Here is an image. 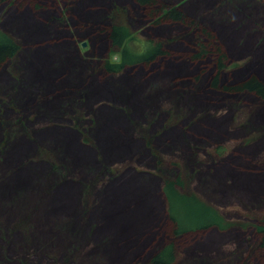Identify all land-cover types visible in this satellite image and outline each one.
<instances>
[{
	"label": "trees",
	"instance_id": "obj_1",
	"mask_svg": "<svg viewBox=\"0 0 264 264\" xmlns=\"http://www.w3.org/2000/svg\"><path fill=\"white\" fill-rule=\"evenodd\" d=\"M132 1L145 11L151 29L168 23L180 24L187 28L189 34L196 36L194 50L188 54L189 61H177L166 50L165 42L142 46L140 53L130 52L127 45L132 41L133 34L124 23L126 9L115 5L107 16L108 28L101 27L98 33L100 36L106 32L110 44L108 58L103 60L101 66L105 74L111 76L120 75L132 67L134 72L128 77H133L138 67L154 68L157 63H161L162 67L158 71L154 70L151 78L158 72L168 73L173 64L187 63V68L193 71L208 61L210 65L198 73L189 92L183 89L185 86L182 84L177 88L180 91L177 96L178 106L176 103L174 106L166 105L164 108L155 109L153 113L148 110L141 116L138 106L124 103L123 98V109L102 103H90L93 118L88 122L84 116V107L91 98L88 93L92 89L91 81L96 77L86 78L82 87L77 85L69 88V85L68 89L62 90L66 85L62 82L65 79L63 70L67 69L62 68L63 64L59 62L47 68L53 53L42 59L46 61L47 70L44 68L45 61L33 59L31 62L30 58L20 61V41L9 33L0 31V77L16 78L10 80L12 86L9 84V90L4 83L0 84V211L8 215L24 206L28 212L19 223L6 230L4 223L0 221V264H39L40 260L51 264H82L79 262V255L85 242H94L99 246L95 248L104 254L101 259L107 262L108 258L111 261L116 260L125 251V257L136 259L128 262L129 259L126 258L121 264H144L143 260L148 254L146 264H173L178 255L175 239L211 229L223 232L233 227L218 210L195 193L184 189L187 181L194 180L195 175L202 172L201 167L204 165L199 146L205 144L208 137L198 136L196 130L208 131L209 126L204 123L205 120L218 123L229 114L223 110L219 114L211 113L206 109L188 122L189 130L183 129L181 124L187 120L189 114H193L194 109L201 110L200 98L206 94L218 99H236L238 103L234 104V124L227 133L252 129L255 134L251 140L252 147L258 145L255 141H263L264 125L256 129L252 126L258 116L257 111H264V48H258L257 55L261 56L259 59H249V71L244 69L232 73L229 71V57L223 46L219 45L214 35L200 26L198 18L189 19L179 7L169 6L164 1ZM225 13L227 11L222 14ZM66 21L67 18L60 19L57 22L58 27L63 30L67 27ZM89 26L86 24L80 29L87 31ZM64 38H60V43L55 44V47L65 43ZM182 39L178 36L170 42H182ZM224 40L226 42L227 38ZM116 53L120 55L119 62H111L110 56ZM29 65L34 71L32 73L39 75L40 80L24 74ZM44 72L59 77L50 85L48 81H43ZM75 73L76 71L72 73L73 81L81 80V76L78 77L79 74ZM170 73L176 74L173 71ZM41 74L43 75L40 76ZM144 79L146 78H142V81ZM204 80L207 81L203 82ZM203 83L206 90L203 89ZM131 91L133 92L127 91L128 96ZM161 91L162 88L158 85L151 84L144 95L147 103L152 95L158 97ZM30 98H34V101L26 104ZM181 101L184 103L183 107ZM247 102H251L252 110L242 119L239 109L248 105ZM104 109L112 112L111 119L102 115L96 118V113ZM117 119H120L121 125ZM41 122L44 124L39 126ZM156 126H159L158 130L153 131ZM79 131L83 134L81 146L73 143L70 148L66 137L69 135L70 138H75ZM128 131L131 135L126 133ZM178 131L181 133L184 151L191 153L190 157L194 162L192 171L184 164L188 171L186 175L163 160L162 149L168 148L170 152H177L173 142L167 137ZM239 147L244 150L247 145L241 144ZM115 156L126 159L122 167L108 166ZM142 157L155 161L156 174H143L133 168L132 164ZM239 161L248 163L240 154L234 152L223 163L237 173L264 177V165L255 169H249L252 163H248V169L231 166L233 162ZM147 179L160 182L161 187L159 186V190L156 187L155 192L161 203L159 215L165 216L170 223L172 239L160 247L157 242L162 232L158 227H154L151 232H144L143 235L137 232L132 235V229L126 228L130 225L127 220L130 211L120 215L121 210L126 207L118 200L119 192L124 190L127 182L137 181L141 184L140 182H148ZM139 184L132 185L129 191L134 192L135 186H140ZM143 191L139 194L142 197L145 194ZM27 201L33 203L27 207ZM135 203L132 198L131 204ZM146 204L147 201L137 202L134 207L136 216H140L141 211L144 213L148 210ZM45 218L54 221L53 227H43L39 223L45 221ZM259 225V247L264 249V215ZM42 229L44 230L39 234ZM43 234L46 237L53 234V237L46 243ZM152 234L155 235L154 241L142 252V244ZM19 237L23 238L22 243L18 241ZM66 238L70 239V243L62 250L56 249L66 242ZM48 247L53 249L51 255L47 253ZM153 248L156 250L149 253ZM136 250H140V253H135ZM61 254L63 255L59 261Z\"/></svg>",
	"mask_w": 264,
	"mask_h": 264
},
{
	"label": "rangeland",
	"instance_id": "obj_2",
	"mask_svg": "<svg viewBox=\"0 0 264 264\" xmlns=\"http://www.w3.org/2000/svg\"><path fill=\"white\" fill-rule=\"evenodd\" d=\"M160 1H164L172 7H179L189 19L194 20L198 18L200 26L214 35L219 45L223 46L224 51L229 57L228 65L230 72L244 71V69L249 71V59L257 60L261 57L257 54L259 53L260 46L264 48V0ZM66 5L67 8L65 7ZM115 5L121 9H126L127 15L124 23L133 34L132 41L127 45L130 52L140 53L142 46L165 42L166 50L177 61H189L188 54L194 50L197 41L196 36L189 34L187 28L180 24L168 23L151 29V24L145 11L132 0H4L0 2V31L9 33L20 41L22 47L19 55L20 61H27L30 58L31 62L33 59L44 62L45 60H42L43 57L46 58L49 54L53 53V56L48 61L47 68H51L59 62L63 64L62 68L67 69L63 70L65 79L62 82L66 85L62 87V90L68 89L69 85V88H75L77 85L82 87V82L86 78L89 76L96 77L95 80L91 81L93 85L88 93L91 98L89 97L90 100L88 99L84 107V116L88 122L93 118L91 117L90 103H102L109 107H122L121 98H123L124 103L137 105L141 116L146 111L148 112V110L153 113L155 109L164 108L166 105L174 106L176 103L178 106L179 99H177V96L180 91L177 88L182 84L185 86L183 89H187L186 92H189L198 73L204 70L207 65H210L208 61H205L201 64V67L190 71L187 68V63L171 64L172 66L169 67L168 73L162 72L160 74L158 72L157 75L155 74L151 78L150 76L153 74V71H158L162 67L161 63H157L154 68L140 66L133 77H128L129 74L134 72L132 67H129L127 71L117 76L105 74L101 63L108 58L110 44L106 32L100 36L98 33L99 29H102L101 27L108 28L109 21L107 16ZM37 7L39 8L37 9ZM224 11H227L225 15L222 14ZM63 18H67V27L65 26L62 30L58 27L57 22ZM86 24L90 25L89 30L82 31L80 27ZM58 29L61 31H58ZM178 36L183 38L182 42H170V40ZM62 37H65L67 41L64 38L63 41L65 40V43L62 42L63 44L55 47V44L60 43L58 40ZM226 38L225 42L224 39ZM166 41L169 42L167 43ZM82 42L87 43L86 48H80ZM119 60V53L110 56L111 62H119ZM44 68L46 69V61ZM59 69L60 67L57 70ZM74 71H76L75 74H79L78 77L81 76V80L73 81L72 73ZM171 71L179 74H171ZM32 72H34L32 66L29 65L28 71H24V74H27L26 76L29 78L35 79L37 77L40 80L39 75ZM43 74L40 76L43 75V81H48L49 84L59 77L50 72H44ZM144 77L146 79L142 81ZM8 78L0 77V84L4 83L7 90H9V84L12 86L10 80L16 79L14 76L10 77V79ZM98 81L101 83L99 84ZM206 81L204 80L203 82ZM151 84L158 85L162 88V91L158 97L152 95L150 99L148 98L147 103L144 95ZM205 86L203 83L204 90H206ZM128 90H133L129 96L127 95ZM205 97L200 98L202 104L201 110L194 109L193 114H189L186 118L187 120L182 122L183 129L189 130L188 122L206 109H209L211 113L216 112L217 114L223 110V112L229 115L225 120L218 123H209L205 120L204 123L209 126L208 131L196 130L198 136L208 137L205 144L199 146L201 149L200 157L204 165L201 167L202 172L197 173L198 175H195L194 180L187 181L184 189L185 191L195 193L201 200L218 210L227 221L233 224V227L223 232L211 229L205 232L190 233L175 239L178 255L173 264H264V249L259 247L260 233L257 229L260 226L259 221L264 215V177L237 173L223 163L232 153L236 152L244 160H247L249 164L252 163L249 169H255L259 165L263 166L264 140L255 141L258 145L255 144L256 146L252 147L251 140L255 135L254 130L237 129L236 133H227L229 132V128L234 124L233 119L236 108L234 104L238 103V100L218 99L216 96L212 97L207 94ZM32 101H34V98H30L26 104H31ZM181 103L183 107V101ZM247 103L248 105H243L242 109H239V115L242 119H245L247 113L252 110L251 102ZM120 109H123V107ZM14 112L17 113L18 111ZM110 113L112 112L109 109H104L102 111L99 110L95 116L97 118L102 115L105 118L111 119ZM257 113L258 116L254 119L252 126L255 129L264 125V111L258 110ZM10 114L12 115V113ZM117 120H119L118 124L121 125L120 119ZM162 120H165V118ZM42 124L44 122L38 125L41 126ZM158 127L152 128L153 131H157ZM216 131L220 133L217 134L215 133ZM126 133L131 135L129 131ZM220 134H223V136H220ZM69 138L68 135L66 140L68 139V146L70 148L73 147V143L81 146V142L83 141L82 131H79L75 138ZM167 139L173 142V147L177 152H170L168 148L162 149L164 153L163 160L168 164L171 163L176 167V170L186 175L188 171L184 164L192 171L194 162L190 157L191 153L184 151L181 143V133L179 131L175 132L169 135ZM250 141L251 143L247 144ZM241 144L247 145V148L241 150L239 147ZM117 156L114 157V160L109 161L108 166L117 168L123 166L126 159H119ZM241 162H233L231 166L248 169V163ZM132 165L137 172L150 175L156 174L155 161H150L146 157H142L141 160ZM147 180L148 182H140L141 184L137 181L134 183L127 182L124 190L121 191L122 194L119 192L118 200L126 207L121 210L120 215H125L130 211L128 218L125 216L124 219L127 218L130 222V225L126 228L132 229L130 230L133 231L132 235L135 232L143 235L144 232H151L154 227H158L162 232L157 242L160 247L172 239L170 235V223L165 216L160 217L159 215L161 203L155 192L157 188L159 190L160 182H155L151 179ZM87 181L89 182L90 180ZM138 184L140 186H135L134 192L129 191L132 185ZM142 191L145 193L143 197L139 195ZM132 198L136 202L133 205L131 204ZM99 201L98 206L101 205V200ZM142 201H147L146 207L149 208L144 213L141 211L140 216H136L134 207H136L137 202L140 203ZM31 202L27 201L29 204L26 206L28 207ZM26 213L28 212L24 206L17 212L8 213V215H4L5 213L0 211V221L5 225L4 230L19 223L25 218ZM39 223L43 227H53L54 221L45 218V221H40ZM43 230H40L39 234ZM48 235L46 237L43 234L46 243L53 237V234ZM154 237L155 235L152 234L142 244V252L146 247L150 246L154 241ZM18 241L22 243L23 238L19 237ZM69 243L70 239L66 238V242L56 249L62 250ZM95 247L99 246L94 242L83 243L82 251L79 255L80 261H78L82 264H121L122 260L129 259L125 257V251H122V255L119 254L120 256L116 260L113 259L111 261L108 258L107 262L101 259L104 257V254L99 252ZM155 250L153 248L149 253H153ZM137 252L140 253V250L135 251V253ZM47 253L51 255L53 249L48 247ZM62 255H60L59 261H61ZM148 257L149 254L143 260L144 264H146ZM134 260L129 259L128 262ZM40 261L44 262L43 264H51L44 260ZM41 262L39 264H42Z\"/></svg>",
	"mask_w": 264,
	"mask_h": 264
},
{
	"label": "water",
	"instance_id": "obj_3",
	"mask_svg": "<svg viewBox=\"0 0 264 264\" xmlns=\"http://www.w3.org/2000/svg\"><path fill=\"white\" fill-rule=\"evenodd\" d=\"M86 46H87V43H86V42H82V43L80 44V48H81V49L86 48Z\"/></svg>",
	"mask_w": 264,
	"mask_h": 264
}]
</instances>
